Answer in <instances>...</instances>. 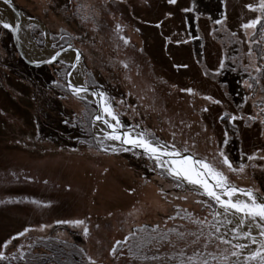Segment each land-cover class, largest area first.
Instances as JSON below:
<instances>
[{
    "label": "rangeland",
    "instance_id": "rangeland-1",
    "mask_svg": "<svg viewBox=\"0 0 264 264\" xmlns=\"http://www.w3.org/2000/svg\"><path fill=\"white\" fill-rule=\"evenodd\" d=\"M260 2L10 0L22 22L7 4L0 5L21 25L27 59H47L29 58L24 48L29 41L50 50L71 44L81 53L75 69L73 53L72 61L61 59L63 54L31 69L11 33L0 28V251L6 257L0 264H88L87 257L96 264H180L196 250L205 252L203 239L193 245L195 236L181 241L169 230L199 235L192 220L212 222L213 209L197 203L208 198L189 191L187 182L176 187L170 177L158 175L161 170L152 171L153 162L141 149L124 152L107 140L101 145L103 130H110L93 124L94 99L82 93L78 99L66 87L73 81L69 72L78 71L87 86L113 98L125 126L139 125L136 131L147 129L169 143L175 133L178 147L195 145L187 154L211 156L219 149L237 168L244 163V173H228L230 181L264 198V77L252 89L245 85L250 75H258L255 67L264 65V30L241 27L264 15ZM189 88L194 94L181 91ZM254 154L257 158L249 161ZM75 220L84 224L57 223ZM140 227L146 231L120 245L118 256L110 254L117 240ZM26 228L30 231L3 247ZM239 242L248 244L243 264L258 245ZM215 245L208 251L217 255L230 247ZM129 246L138 258L130 257Z\"/></svg>",
    "mask_w": 264,
    "mask_h": 264
},
{
    "label": "snow or ice",
    "instance_id": "snow-or-ice-1",
    "mask_svg": "<svg viewBox=\"0 0 264 264\" xmlns=\"http://www.w3.org/2000/svg\"><path fill=\"white\" fill-rule=\"evenodd\" d=\"M176 0H169V3H175ZM5 4H9L10 0H4ZM250 10H255L252 5H247ZM259 9L264 14V0H261ZM187 11V10H186ZM216 24H221V20L215 21ZM257 25H261L264 30V15L257 17L256 19L242 24L241 27L245 30L254 29ZM0 28L8 30L9 32L16 34L19 33L21 25L16 23L13 25L8 21L0 18ZM119 30V26H117ZM233 36L236 33H232ZM124 39V37H120ZM127 44L128 41L124 40ZM55 47V46H54ZM71 47V45H69ZM252 55L251 48L249 49V56ZM60 56V52H56L55 55L45 63H52ZM81 53L77 51L76 61L79 62ZM71 67L75 69L76 64H72ZM127 68V65H124ZM224 68V62L221 61L220 69ZM255 72L257 76L250 75V81H245L247 88L252 89L255 84L261 83V77H264V65L256 66ZM207 75V73H205ZM219 74V70L217 73ZM67 76H71L72 73H66ZM62 86V85H61ZM66 87L70 90L71 94L78 99H82L81 93L88 92L87 84L77 86L71 80L67 82ZM189 94H194L191 88L182 89ZM93 96L97 97V111L92 117V122L95 125L97 122L106 126L107 130H103V139L100 140L101 145L105 140L119 142L124 152L132 151L133 149H141L142 154L153 162L152 171L157 169L161 170L158 175L165 178L170 177L175 181V186L179 187L184 182L193 186L189 191H193L200 196H206L207 201L198 200L197 203H204L208 207L212 208L210 215L212 216V222L209 223L208 217L203 219H193L192 222L199 226V235L196 232L184 233L177 232L175 229H170V232H175L178 240H185L187 236H195L196 239L192 240L193 245L200 244L203 239V248L205 252L196 250L191 256H187L186 259L181 260L180 264H241V256L243 251L248 248L247 243H240L239 241H248L253 245H258L253 251L244 257L243 264H264V198L260 197L257 192L252 188H241L230 181L228 173H244L245 164L240 163L237 168L230 161L229 157L223 150H217V153L211 156H200L195 152L189 153L190 149H194L195 145H188L185 142L184 147H178L175 142V133H173V140L171 143L161 141L154 133L147 129L136 131L139 125L125 126L120 118V113L114 107L113 98L109 97L103 91H94ZM206 100H212L211 97H203ZM247 97L245 101H247ZM213 103L219 104L220 101L213 100ZM123 104V101H120ZM242 107V106H241ZM204 108L203 111H207ZM264 112V108L261 109ZM227 115V114H225ZM224 117H221L223 119ZM231 119L235 121L236 116H232ZM254 119V117H249ZM114 122V123H113ZM264 123V121H261ZM227 135V134H226ZM228 143L227 139L224 141ZM131 146V147H128ZM120 149L113 148L115 153ZM256 155L248 156L249 161L255 160ZM264 159V157H260ZM225 168L227 171H225ZM178 199H187V197H177ZM33 203H37L33 201ZM218 206V208L216 207ZM187 212V210H185ZM131 214V213H130ZM192 216L191 213H188ZM169 219H176L175 216L169 217ZM58 224H72L74 226H80L84 224L82 220L75 221H57ZM46 225H41V230ZM159 225L152 228L151 232L156 233L159 229ZM208 229V234L204 236V229ZM254 229L258 230V235H254ZM30 229L26 228L23 232L12 237L10 240L5 241L3 247L7 248L11 244L12 240L17 239L20 236H24ZM144 227L133 230L128 236H125L123 241L117 240L115 245L111 248L110 254L114 257L118 256V247L123 244H128L130 239H134L137 233L145 232ZM85 236L89 234V229L85 226L83 228ZM231 237V238H229ZM156 239V237H151ZM161 239L168 240V243L175 247L171 239L167 236L161 237ZM216 242V248L219 249L220 245L230 246L225 248L223 253L217 255L212 251H208L209 246ZM233 241H236L235 243ZM139 248L140 246L137 245ZM129 254L132 259H136L137 253L132 251V247L129 246ZM181 256H185L183 249H181ZM209 257L211 259H209ZM16 258L15 256L13 257ZM20 259H23V253H21ZM235 258V259H232ZM4 252L0 251V261L5 260ZM147 259V257H145ZM151 259L156 260L158 257L153 256ZM174 259V257H170ZM88 264H96V261L92 257H87Z\"/></svg>",
    "mask_w": 264,
    "mask_h": 264
},
{
    "label": "water",
    "instance_id": "water-1",
    "mask_svg": "<svg viewBox=\"0 0 264 264\" xmlns=\"http://www.w3.org/2000/svg\"><path fill=\"white\" fill-rule=\"evenodd\" d=\"M1 2H3L4 3V0H2ZM12 5V4H11ZM7 8H8V10H10V11H12V12H15L16 14H17V17H18V19H20V21H21V19H22V13L16 8V7H14L13 5L12 6H9V4H7ZM0 17H2L4 20H6V21H8L9 23H12L13 25H15L13 22H12V20L10 19V17L8 16V15H6V13H4L1 9H0ZM25 18V17H24ZM12 34V38H13V41H14V44H15V48L17 49V52H18V54H19V56L21 57V59H23V61L27 64V65H30V66H41V65H44V64H50V63H45L44 61H47V60H49V59H46V60H29V59H27V57L24 55V52H23V50H22V44L20 43V34L19 33H16V34H13V33H11ZM28 34V33H27ZM35 46V45H34ZM50 50V49H49ZM52 53H53V55H55V53L56 52H60V56L59 57H57V59H59L63 54H65V53H73L74 54V60L72 61V63L71 64H76L77 63V61H76V59H75V57H76V54H77V51L79 52V50L77 49V48H75V47H73L72 45H71V47H69V45H67L66 47H64V48H62V49H59V50H50ZM80 53V52H79ZM56 59V60H57ZM80 59H81V57H80ZM55 60V61H56ZM54 62V61H53ZM52 62V63H53ZM73 69V68H72ZM82 84H84V82L83 81H81V84H79V85H82ZM79 85H77V86H79ZM88 92L87 93H82V95L83 94H86V96H90L91 98H93L94 99V96L92 95V93L94 92V91H101V90H99L98 88H90V87H88ZM96 97V96H95ZM97 98V97H96ZM95 101H96V104H97V99H94ZM139 150V149H138ZM188 187H190V188H192L193 186H191V185H188Z\"/></svg>",
    "mask_w": 264,
    "mask_h": 264
},
{
    "label": "bare ground",
    "instance_id": "bare-ground-1",
    "mask_svg": "<svg viewBox=\"0 0 264 264\" xmlns=\"http://www.w3.org/2000/svg\"><path fill=\"white\" fill-rule=\"evenodd\" d=\"M2 0H0V5L1 4H3V2H1ZM9 15H10V17H11V13H8ZM8 15V16H9ZM22 43V42H21ZM24 48H25V51H26V53H27V56L29 57V58H47V59H49V58H51V56H53V53L49 50V48H48V46H46L45 48H43V49H36L35 48V46H34V44L33 43H31L30 41H29V43H26L25 42V45H24ZM72 55L73 54H71V53H65L62 57H61V59H66V60H70L71 59V61H72ZM67 58H69V59H67ZM72 82L73 83H75V82H80V77H79V75H78V71H75L73 74H72ZM89 98H91V97H89ZM91 99H93V98H91ZM94 99H97L95 96H94ZM117 143H119V142H117ZM254 233H258V230H255L254 229ZM258 236V239H260V237H259V235H257Z\"/></svg>",
    "mask_w": 264,
    "mask_h": 264
},
{
    "label": "trees",
    "instance_id": "trees-1",
    "mask_svg": "<svg viewBox=\"0 0 264 264\" xmlns=\"http://www.w3.org/2000/svg\"><path fill=\"white\" fill-rule=\"evenodd\" d=\"M26 65H27V64H26ZM27 67H28V66H27ZM29 68H31V69H32V68H33V69H39L40 67L38 68V67H31V66H29ZM40 69H41V68H40Z\"/></svg>",
    "mask_w": 264,
    "mask_h": 264
}]
</instances>
